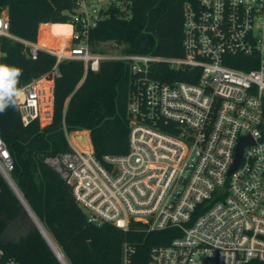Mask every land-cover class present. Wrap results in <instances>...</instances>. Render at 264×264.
<instances>
[{
	"label": "built area",
	"instance_id": "built-area-1",
	"mask_svg": "<svg viewBox=\"0 0 264 264\" xmlns=\"http://www.w3.org/2000/svg\"><path fill=\"white\" fill-rule=\"evenodd\" d=\"M133 3L74 0L67 36L54 45L12 34L0 10V37L22 43L31 58H56L50 76L21 88L23 124L52 122L61 62H83L86 73L103 61L126 64L129 152L100 159L92 147L71 144L45 163L90 223L176 230L169 244L151 249L148 264H264V0L186 2L180 57L124 53L115 43L113 52L94 51L91 31L113 8L129 16ZM13 170L0 132V173L9 182ZM132 252L125 246L123 264ZM0 264L22 263L0 249Z\"/></svg>",
	"mask_w": 264,
	"mask_h": 264
},
{
	"label": "trees",
	"instance_id": "trees-1",
	"mask_svg": "<svg viewBox=\"0 0 264 264\" xmlns=\"http://www.w3.org/2000/svg\"><path fill=\"white\" fill-rule=\"evenodd\" d=\"M195 1L134 0L129 16L113 8L91 31L93 50L103 51L99 45L110 42L124 53L183 56L184 5ZM73 8L74 0H0V10L8 12L10 32L32 42L39 40L41 24L69 23ZM53 24L43 27L40 38L54 45L67 36V26ZM0 63L21 68L18 87L22 88L33 79L50 76L56 58L45 52L31 58L22 43L0 37ZM58 68L62 75L55 79L50 125L42 126L39 120L24 125L18 104L0 114L1 136L14 162L11 179L67 264H123L125 246L133 250L130 264H148L151 249L169 244L176 230L147 233L90 223L70 187L45 163L46 156L71 150L66 131H88L100 159L129 152V67L103 61L98 72L86 73L83 62L63 61ZM79 136L91 148L88 133L75 134L74 140ZM22 209L18 194L0 173V249L22 264H62L34 225L22 233L18 225Z\"/></svg>",
	"mask_w": 264,
	"mask_h": 264
},
{
	"label": "clouds",
	"instance_id": "clouds-1",
	"mask_svg": "<svg viewBox=\"0 0 264 264\" xmlns=\"http://www.w3.org/2000/svg\"><path fill=\"white\" fill-rule=\"evenodd\" d=\"M21 75V68L0 63V114L17 106L23 91L18 87Z\"/></svg>",
	"mask_w": 264,
	"mask_h": 264
},
{
	"label": "water",
	"instance_id": "water-1",
	"mask_svg": "<svg viewBox=\"0 0 264 264\" xmlns=\"http://www.w3.org/2000/svg\"><path fill=\"white\" fill-rule=\"evenodd\" d=\"M238 149H239L238 150V157H237V161H236V164L234 165V168L233 169H235L237 167V165L239 164L241 150H242V145H240V147ZM9 184L12 186V188L14 189V191L16 192V194H18V197H19V199H20V201H21V203L23 205V209H22L21 214L19 216V220L22 219V218H24V217L27 218V219H29L32 222V225H34L39 230V232L42 234V236L45 238V240L47 241V243L51 247V249L54 252V254L56 255V257L59 259V261L62 264H67L65 262V260L62 261V258H61L62 254H61V252L57 249L58 250V253L60 254L59 255L54 250L55 244L53 243V241L50 238V236L47 234L46 229H44V227L42 226V224L40 223V221L35 216L34 212L31 210V208H29V205L26 203V201L24 200V198L21 196L22 194L19 193V191L16 188V186H15L14 182L12 181L11 177H10Z\"/></svg>",
	"mask_w": 264,
	"mask_h": 264
},
{
	"label": "rangeland",
	"instance_id": "rangeland-1",
	"mask_svg": "<svg viewBox=\"0 0 264 264\" xmlns=\"http://www.w3.org/2000/svg\"><path fill=\"white\" fill-rule=\"evenodd\" d=\"M43 24H45V23H43ZM43 24H41L40 25V28H39V38H40V36H41V30H42V26H43ZM64 31L65 32H67L68 31V28H65L64 29ZM41 39V38H40ZM99 48L100 49H102V48H104L106 51H108V52H113L114 50H115V48H114V46L112 45V43H109L108 45H106V46H103V45H99ZM49 122H46V121H42L41 122V124L43 125V126H46L47 124H48ZM76 132H78V131H76ZM81 132H83V131H81ZM71 133V132H70ZM73 135H75L74 134V132H72V134H70L69 135V137H68V140H69V142H70V144H73L74 146H77V147H86V148H88L89 147V144H88V140H86L85 138H84V136H79V138L77 139V141H75L74 140V138H73ZM18 225L20 226V227H22V233H25L27 230H29L28 228L29 227H31L32 226V222L29 220V219H27V218H22V219H20L19 221H18ZM10 232H13V231H10Z\"/></svg>",
	"mask_w": 264,
	"mask_h": 264
},
{
	"label": "crops",
	"instance_id": "crops-1",
	"mask_svg": "<svg viewBox=\"0 0 264 264\" xmlns=\"http://www.w3.org/2000/svg\"><path fill=\"white\" fill-rule=\"evenodd\" d=\"M53 25H63V24H53ZM53 87H54V85H53ZM83 132H87L88 133L89 139H90V144H91V147L93 148V145H92V142H91V138H90V133L88 131H83Z\"/></svg>",
	"mask_w": 264,
	"mask_h": 264
},
{
	"label": "bare ground",
	"instance_id": "bare-ground-1",
	"mask_svg": "<svg viewBox=\"0 0 264 264\" xmlns=\"http://www.w3.org/2000/svg\"><path fill=\"white\" fill-rule=\"evenodd\" d=\"M53 246H54V245H53ZM54 250L56 251L57 254H59V253H58V250H57V247L54 246ZM59 255H60V254H59ZM61 258H62V261H63L64 259H63L62 256H61Z\"/></svg>",
	"mask_w": 264,
	"mask_h": 264
}]
</instances>
